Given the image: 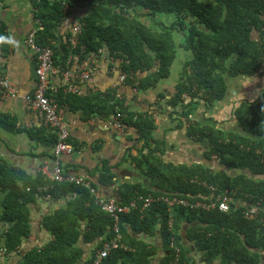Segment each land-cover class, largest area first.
Segmentation results:
<instances>
[{"label": "trees", "instance_id": "trees-1", "mask_svg": "<svg viewBox=\"0 0 264 264\" xmlns=\"http://www.w3.org/2000/svg\"><path fill=\"white\" fill-rule=\"evenodd\" d=\"M34 5L35 17L41 22L37 42L54 50L53 65L61 73L71 69L74 57L81 63L106 51L128 74L126 81L138 82L139 89L145 91L169 77L179 48L190 52L192 59L185 63L177 93L170 100L173 116L190 120L202 102L213 107L223 101L231 81L257 74L264 67V0H35ZM83 11L86 14L82 15ZM163 14L172 16L173 21L159 20ZM146 21L153 22L154 27ZM65 22H69L70 31L58 40L54 32ZM76 22L82 28L74 46L71 37ZM177 34L183 37L182 41ZM139 74L146 75L138 79ZM49 95L60 104L87 102L94 97H80L72 92L64 95L62 88ZM95 99L99 107L106 109V116L120 113L128 128L139 131L142 148L149 149L151 142L156 141L152 137L155 124L150 117L129 114L124 102L108 94L104 99ZM235 112L238 134L209 125L192 124L188 128L191 137L209 142L208 157H217L223 167L220 170L166 166L151 157L155 153L151 149L137 160L139 165H150L157 190L136 186L119 190L122 204L136 200L137 206L120 222L122 242L131 250L113 249L100 264H196L183 243L180 230L184 223L189 224L186 239L205 254L208 264L218 259L222 264H264V180L259 179L264 177V91L258 100L244 101ZM53 139L55 146L57 134ZM113 178L111 172L101 174L103 185L112 183ZM212 187L217 191H212ZM92 188L94 184L86 188L75 183L49 182L42 176L33 179L0 159V223L7 225L0 233V264L2 258L15 255L20 264H78L82 258V251L76 248L82 235L81 221H86L89 228L84 234L86 242L103 239L94 256L84 263L96 264L99 252L116 233L113 218L101 209ZM225 191L230 197L228 211L182 205L170 209L163 203L142 211L141 198L149 196L195 204L215 202L216 196ZM40 194H73L75 198L66 209L45 220L44 226L55 240L44 249L24 250L33 233L27 205ZM251 207H258L260 213L256 217L246 215ZM129 227L150 239L161 233L162 248L149 240H138Z\"/></svg>", "mask_w": 264, "mask_h": 264}, {"label": "crops", "instance_id": "crops-1", "mask_svg": "<svg viewBox=\"0 0 264 264\" xmlns=\"http://www.w3.org/2000/svg\"><path fill=\"white\" fill-rule=\"evenodd\" d=\"M34 1L0 0V37H10L18 43L17 47L7 41L0 42V78L8 79L18 89L17 95L7 97L3 96L0 89V159L33 179L42 176L49 182H55L50 179L49 173L53 172L56 164L53 136L57 133L42 125L38 114L33 111L32 104L28 100L36 85V80L32 78V65L36 63V57L35 53L27 47L26 40L30 32L38 30L41 25L35 17ZM78 13L77 11L76 14ZM83 14H86V11H83ZM159 20L162 21L161 18ZM169 20L172 19L169 18ZM145 23L154 27L151 21ZM69 26V22H65L58 31L54 32L56 38L61 40L62 36L70 31ZM178 36L179 41H182L183 37ZM106 53V51L98 52L92 55L91 59L83 60L81 63L77 57H74L71 69L68 70L71 71L70 78L59 72L50 79L51 86L55 89L65 90L67 83H73L83 88V97L94 96L93 100L87 102L63 103L67 105L64 119L70 132V144L74 148L71 154L63 155L59 159L65 176L84 178L91 183L92 187L94 184L105 198H118L120 197L118 192L124 186L157 190L154 173L150 172V165L148 163L139 165L137 161L143 157V154H149L150 149L155 151L151 157L166 166H203L210 167L213 171L223 168L218 164L215 155L208 157L209 142L198 141L191 137L188 134V128L192 124L200 125V127L209 125L215 130L238 134L240 128L235 111L244 101L255 102L260 98L264 91V67L253 76H242L240 82L231 81L223 101L213 107L202 102L193 118L189 120L172 115L174 109L170 106V100L177 93L176 87L182 77L185 63L192 59L190 52L179 48L177 57L181 53L178 69L179 72L181 71L180 77L171 87L165 86L161 89L158 83L156 87L145 91L139 89L137 94L134 93V87L138 82L121 83L119 64ZM84 63L87 64L91 76L89 81L79 79V70ZM145 75L139 74L137 78L141 79ZM92 86L96 91H91ZM150 90L152 93H149ZM107 94L114 100L124 102V107L129 114L146 115L152 119L155 124L152 137L156 141L151 142L149 149L142 148L144 143L136 128H128L125 124L126 130L123 131L110 126V117L105 114L106 109L99 107L98 101L94 100L95 97L104 99ZM184 98L187 99L186 94ZM104 172H111L114 177L112 183L102 184L101 174ZM259 179L264 180V177ZM74 198L73 194L60 197L40 194L34 197L33 201L27 205L31 212L33 233L26 241L24 250L33 247L44 249L55 240L53 233L45 228V220L66 209ZM1 211L0 207V215ZM79 226L82 235L76 248L82 251H80L82 258L78 264H84L94 256L96 247L103 239L86 242L84 234L89 230L87 222L81 221ZM6 228L7 225L0 223V233H3ZM188 228V223H184L181 227L180 232L185 238L183 243L195 257L196 264H208L204 258L205 254L197 250L194 242L186 239ZM129 230L138 240H149L162 248L161 233L150 239L148 235L136 233L130 227ZM1 264H20L19 256L2 258ZM211 264H222V262L218 259Z\"/></svg>", "mask_w": 264, "mask_h": 264}, {"label": "built area", "instance_id": "built-area-1", "mask_svg": "<svg viewBox=\"0 0 264 264\" xmlns=\"http://www.w3.org/2000/svg\"><path fill=\"white\" fill-rule=\"evenodd\" d=\"M82 25L76 22L73 25V34L71 37V42L74 46L78 43V34L81 32ZM37 33L38 30H33L28 35L26 40V45L30 48L36 57L37 64V82L35 85V90L33 94L28 98V100L32 104L33 111L38 114L42 125L46 128H51L56 131L58 136V141L54 147V154L56 157V164L54 166L53 172L49 173L50 179L55 182H65L68 181L70 183H75L77 185L85 186L86 188H91V183L86 181L84 178L74 177V176H65L64 170L60 164V157L66 154H71L74 150L73 146L69 143L70 132L65 122L64 116L67 111L66 104H60L58 101L48 96V92L57 91L51 86V76L54 74H58L60 70H58L54 64V50L51 47H43L37 42ZM63 74V73H62ZM64 75L68 78L71 77V71H65ZM90 73L87 69V64L84 63L82 68L79 70V79L83 81L90 80ZM128 78V74L121 71L119 81L121 83L126 82ZM70 82V80L68 81ZM67 88L64 90L66 93L72 92L78 96H84L83 88L79 85L73 83H67ZM0 89L2 90L3 96H15L17 95V87L8 79L0 78ZM91 91H96L95 87H91ZM139 90L138 84L134 87V93L137 94ZM120 113L117 115H111L110 117V126L118 130H126L125 124L121 121ZM92 193L95 195L96 201L101 207V209L110 214V216L114 220L113 230L116 233V237L113 238L110 242L105 243L103 250L99 252L98 262L96 264H100L101 260L107 258L113 249H122V250H131V247L124 244L122 242V235L120 233V222L123 215L128 213H124L125 209H134L136 205V201H132L131 203L122 204L121 198L112 197L105 198L102 196L101 192L97 188L91 189ZM212 191L216 192L217 189L212 187ZM143 202V210L153 207L156 204L163 203L168 206L170 209L175 205H182L185 208H195V209H213L218 207L220 210L228 211L229 210V191H225L222 194L216 196L215 202H202L197 201L195 204L181 199H169L168 197H152L149 196L147 198H141ZM246 215L253 218L258 215L259 210L258 207H251L247 210ZM171 224V223H170ZM172 225V224H171Z\"/></svg>", "mask_w": 264, "mask_h": 264}, {"label": "rangeland", "instance_id": "rangeland-1", "mask_svg": "<svg viewBox=\"0 0 264 264\" xmlns=\"http://www.w3.org/2000/svg\"><path fill=\"white\" fill-rule=\"evenodd\" d=\"M159 18H161L162 19V21H166V22H169V18H172V16H166V15H160L159 16ZM180 61H181V53H179V57H177V59H176V62H175V64H173V66H172V69H171V76L169 77V78H167V79H163V80H161L159 83V87L161 88V89H163V87H171L178 79H179V73L181 72H179V66H180ZM255 75V74H254ZM253 76V75H252ZM245 77H248V76H245ZM241 78H243L242 76L241 77H239V78H237V79H235V81L236 82H240L239 80L241 79ZM152 90H150V92L149 93H152L151 92ZM194 115V114H193ZM193 115L192 116H190V119H192L193 118ZM199 127H200V125H199ZM128 212H130V209H125L124 210V213H128Z\"/></svg>", "mask_w": 264, "mask_h": 264}, {"label": "clouds", "instance_id": "clouds-1", "mask_svg": "<svg viewBox=\"0 0 264 264\" xmlns=\"http://www.w3.org/2000/svg\"><path fill=\"white\" fill-rule=\"evenodd\" d=\"M5 41H7V42H9V43H12V44H14L15 46H17L18 47V43L15 41V40H13L12 38H10V37H0V42H5ZM36 73H37V70H36ZM61 73V72H60ZM64 73V72H63ZM91 78V77H90ZM38 79V78H37ZM36 82H37V80H36ZM50 92H52V91H50ZM50 92H48V96H50L49 94H50Z\"/></svg>", "mask_w": 264, "mask_h": 264}, {"label": "water", "instance_id": "water-1", "mask_svg": "<svg viewBox=\"0 0 264 264\" xmlns=\"http://www.w3.org/2000/svg\"><path fill=\"white\" fill-rule=\"evenodd\" d=\"M36 70H37V64L34 63L32 65V78L35 79V80H37V78H38L37 73H36Z\"/></svg>", "mask_w": 264, "mask_h": 264}]
</instances>
